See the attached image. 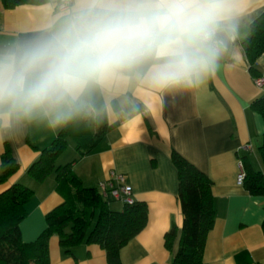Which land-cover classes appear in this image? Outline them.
Wrapping results in <instances>:
<instances>
[{
    "label": "crops",
    "instance_id": "obj_1",
    "mask_svg": "<svg viewBox=\"0 0 264 264\" xmlns=\"http://www.w3.org/2000/svg\"><path fill=\"white\" fill-rule=\"evenodd\" d=\"M256 4L258 18L264 7L260 0ZM39 7H0V31L30 30V17ZM250 34L195 95L165 99L128 122L107 123L103 138L91 153L79 158L74 142H70L57 159L61 160L59 166L72 163L74 174L88 188L97 189L111 171L124 175L133 200L147 205L146 226L119 251L121 264H170L178 251L183 216L177 197V171L171 162L173 151L212 182L215 221L207 235L203 263L264 264V196L251 195L237 183L241 156L248 158L255 171L264 174L259 150L264 117L252 108L254 101L264 97V88H257L253 82L255 75L264 74V54L251 71L242 45ZM62 130L35 128L27 135L0 141V193L14 184L33 191L19 226L24 243L40 236L47 227L46 215L64 202L56 190L54 174L42 183L28 176V169L41 151ZM6 148L18 168L2 181ZM109 206L115 211L122 209V204L115 201ZM172 225L177 227L178 235L169 251L165 234ZM48 246L49 264H107L105 251L95 244L82 243L65 253L54 235Z\"/></svg>",
    "mask_w": 264,
    "mask_h": 264
},
{
    "label": "clouds",
    "instance_id": "obj_2",
    "mask_svg": "<svg viewBox=\"0 0 264 264\" xmlns=\"http://www.w3.org/2000/svg\"><path fill=\"white\" fill-rule=\"evenodd\" d=\"M0 31V141L128 122L195 95L250 34L256 0H39ZM264 7V0H260Z\"/></svg>",
    "mask_w": 264,
    "mask_h": 264
},
{
    "label": "trees",
    "instance_id": "obj_3",
    "mask_svg": "<svg viewBox=\"0 0 264 264\" xmlns=\"http://www.w3.org/2000/svg\"><path fill=\"white\" fill-rule=\"evenodd\" d=\"M20 5H39V0H0L3 9ZM242 45L254 72L257 59L264 54V13L256 19L250 36ZM252 108L264 117V97L254 101ZM106 127L107 123L99 127L63 129L28 169V176L35 183H42L54 174L56 190L64 200L46 215L47 227L34 242L24 243L19 228L33 191L14 184L0 193V264H49L48 244L54 235L58 236L65 253H71L82 243L95 244L105 251L107 264H121L119 251L146 226L147 205L133 201L122 204V209L115 211L109 206L111 201L105 200L98 189L83 186L73 172L72 163L56 165L70 142H74L79 158L91 153L103 138ZM259 150L264 159V138ZM239 159L244 172V189L251 195L264 196V174L255 171L246 156ZM171 162L178 176L177 197L183 223L179 248L170 264H204L205 242L215 221L212 182L175 151L171 154ZM17 168L6 148L2 156L1 180L5 181ZM177 235L178 229L172 225L165 234L167 250L171 251Z\"/></svg>",
    "mask_w": 264,
    "mask_h": 264
},
{
    "label": "built area",
    "instance_id": "obj_4",
    "mask_svg": "<svg viewBox=\"0 0 264 264\" xmlns=\"http://www.w3.org/2000/svg\"><path fill=\"white\" fill-rule=\"evenodd\" d=\"M253 82L257 88H264V74L255 77ZM245 149H249V147L246 146ZM243 178L244 172L240 162V173L237 176V183L239 185H242ZM97 189L101 196L108 202L115 201L121 204H131L134 201L132 188L127 183L126 177L115 171H111L108 178L98 184Z\"/></svg>",
    "mask_w": 264,
    "mask_h": 264
},
{
    "label": "rangeland",
    "instance_id": "obj_5",
    "mask_svg": "<svg viewBox=\"0 0 264 264\" xmlns=\"http://www.w3.org/2000/svg\"><path fill=\"white\" fill-rule=\"evenodd\" d=\"M59 162H61V160H57L56 161V165H59L60 164Z\"/></svg>",
    "mask_w": 264,
    "mask_h": 264
}]
</instances>
